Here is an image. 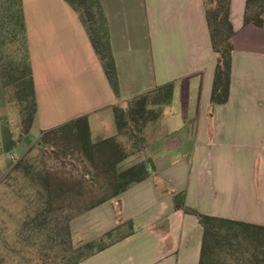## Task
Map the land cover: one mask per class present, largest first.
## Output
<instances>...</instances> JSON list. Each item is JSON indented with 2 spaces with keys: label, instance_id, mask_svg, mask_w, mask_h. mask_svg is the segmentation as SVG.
<instances>
[{
  "label": "crops",
  "instance_id": "crops-1",
  "mask_svg": "<svg viewBox=\"0 0 264 264\" xmlns=\"http://www.w3.org/2000/svg\"><path fill=\"white\" fill-rule=\"evenodd\" d=\"M99 1L119 97L76 11L65 0H22L38 105L30 133L38 128V141L85 118L92 142H121L114 106L167 85L173 94L144 129L142 151L120 164L147 162L148 178L71 225L87 240L132 230L79 264H199L203 229L176 208V193L201 213L264 227V12L262 26L246 24L248 0H231L230 98L212 106L217 55L203 0Z\"/></svg>",
  "mask_w": 264,
  "mask_h": 264
},
{
  "label": "trees",
  "instance_id": "trees-1",
  "mask_svg": "<svg viewBox=\"0 0 264 264\" xmlns=\"http://www.w3.org/2000/svg\"><path fill=\"white\" fill-rule=\"evenodd\" d=\"M79 15L100 58L109 83L116 97L120 85L113 56L107 18L99 0H65ZM211 44L217 55L211 104L223 105L229 101L234 53V27L231 22V0H203ZM264 0H248L245 23L263 25ZM1 47L16 43L13 56L1 58L2 91L8 105L19 113L18 142L31 131L38 111L33 70L30 63L27 30L22 0H0ZM173 87L167 85L151 95H143L130 101L126 107L113 108L118 137H128L131 152L117 137L92 142L87 119L82 118L56 129L46 131L38 148L49 152L60 161L77 167L79 177L48 170L39 173L37 196L30 201L38 207L21 228L26 247L41 251L40 264H79L90 256L111 246L112 239L122 228L103 235L96 247L88 242L82 249L71 247V220L124 193L131 186L146 180L150 174L147 162H140L120 171V164L129 156L142 151L146 140L144 129L156 121L162 106L168 104ZM87 162L96 169L91 176ZM93 187L101 189L102 195H93ZM175 206L195 216L203 229L202 250L199 264H264V227L236 220L207 215L185 204L184 193H176ZM61 218V223L59 219ZM132 230V223H127ZM60 247L62 251L60 252ZM49 252L56 255L52 258ZM60 253L62 255H60ZM70 253V256H68ZM22 264H30L23 257Z\"/></svg>",
  "mask_w": 264,
  "mask_h": 264
},
{
  "label": "rangeland",
  "instance_id": "rangeland-1",
  "mask_svg": "<svg viewBox=\"0 0 264 264\" xmlns=\"http://www.w3.org/2000/svg\"><path fill=\"white\" fill-rule=\"evenodd\" d=\"M16 48V43L4 47H1L0 43V264H22L23 257L27 258L30 264H40L42 255L40 249L26 247L21 235V228L25 221L29 220L38 210L37 206L30 204L39 190L36 179L39 173L48 170H57L72 174L75 177H79L81 173L77 167L68 164V158L66 159V167H62L60 161L55 159L52 154L38 148L42 143L41 140L37 141L38 128L32 130L24 141L18 142L20 117L19 113L7 103L2 91L1 74V58L5 60L10 58L16 52ZM168 108L167 105L165 109ZM120 141L128 153L131 152V143L128 137H122ZM32 145L33 148L27 152V148ZM87 165L92 173L91 176L96 175L94 166L90 165L89 162ZM128 167L119 166L120 171ZM92 189L95 198L102 195L101 189L97 187ZM84 214L74 217L70 222L71 247L73 250L82 249L88 242L95 241L94 250H96L101 237L94 240L81 239L80 236H76L72 232V222ZM59 223H61V218ZM120 228L123 230L119 231L118 234H113L112 239L102 237L103 243H109L118 238L119 235L130 231L127 223L121 225ZM49 254L52 258L56 255L54 252H49ZM60 255L62 254L60 253Z\"/></svg>",
  "mask_w": 264,
  "mask_h": 264
}]
</instances>
